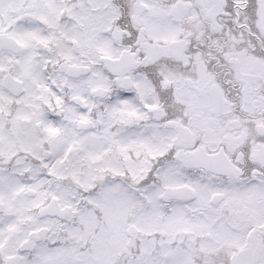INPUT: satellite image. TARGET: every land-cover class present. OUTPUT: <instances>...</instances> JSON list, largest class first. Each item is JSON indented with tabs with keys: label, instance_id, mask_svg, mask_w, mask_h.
Here are the masks:
<instances>
[{
	"label": "snow or ice",
	"instance_id": "obj_1",
	"mask_svg": "<svg viewBox=\"0 0 264 264\" xmlns=\"http://www.w3.org/2000/svg\"><path fill=\"white\" fill-rule=\"evenodd\" d=\"M0 264H264V0H0Z\"/></svg>",
	"mask_w": 264,
	"mask_h": 264
}]
</instances>
